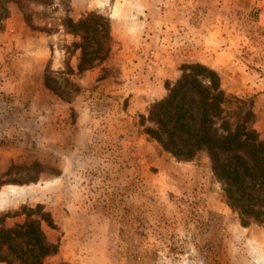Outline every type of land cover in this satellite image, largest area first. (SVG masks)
I'll return each mask as SVG.
<instances>
[{
    "label": "rangeland",
    "instance_id": "obj_1",
    "mask_svg": "<svg viewBox=\"0 0 264 264\" xmlns=\"http://www.w3.org/2000/svg\"><path fill=\"white\" fill-rule=\"evenodd\" d=\"M89 13L110 38L79 72L64 21ZM186 64L250 100L264 139V0H0V218L43 206L58 245L44 264H264V225L241 223L208 160L140 133Z\"/></svg>",
    "mask_w": 264,
    "mask_h": 264
},
{
    "label": "trees",
    "instance_id": "obj_2",
    "mask_svg": "<svg viewBox=\"0 0 264 264\" xmlns=\"http://www.w3.org/2000/svg\"><path fill=\"white\" fill-rule=\"evenodd\" d=\"M64 29L79 39L75 44L79 72L104 62L111 31L107 18L89 13L77 21L65 20ZM46 79L45 86L53 91ZM64 82L72 88L68 79ZM255 121L250 100L225 92L211 69L186 64L166 95L138 116V127L178 163L208 160L225 204L241 223L264 225V139L254 128ZM221 155L227 158L222 160ZM23 214L24 221L11 227L0 218V263L44 264L58 252L42 227L43 223L54 227L50 214L41 205L26 208Z\"/></svg>",
    "mask_w": 264,
    "mask_h": 264
},
{
    "label": "crops",
    "instance_id": "obj_3",
    "mask_svg": "<svg viewBox=\"0 0 264 264\" xmlns=\"http://www.w3.org/2000/svg\"><path fill=\"white\" fill-rule=\"evenodd\" d=\"M17 15V17H15ZM19 14H15V16H13L15 19H18V18H20L19 16H18ZM21 20H23L22 19V17H21ZM34 47H36V46H34ZM0 264H3V263H0Z\"/></svg>",
    "mask_w": 264,
    "mask_h": 264
}]
</instances>
